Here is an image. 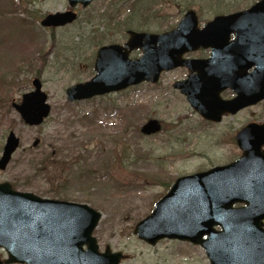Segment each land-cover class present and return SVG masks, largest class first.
Returning <instances> with one entry per match:
<instances>
[{
  "label": "rangeland",
  "instance_id": "obj_1",
  "mask_svg": "<svg viewBox=\"0 0 264 264\" xmlns=\"http://www.w3.org/2000/svg\"><path fill=\"white\" fill-rule=\"evenodd\" d=\"M257 1L94 0L85 8H70L67 0H0V115H8L0 117V155L9 132L20 140L0 171V184L98 212L101 218L92 233L98 251L108 247L122 253L120 264H209L198 246L170 240L149 246L134 228L177 178L235 162L241 155L235 133L251 121L264 124V101L220 124H208L172 89L183 76L176 70L162 73L156 84L79 102L69 103L65 90L93 78L96 50L123 45L127 30L163 33L175 28L187 10L205 24L218 11L245 10ZM65 12L76 15L74 22L40 26L46 15ZM140 56L138 50L129 54ZM34 78L42 84L50 114L41 125L27 127L11 103L31 91ZM152 120L159 123V132L141 134ZM77 154L80 159L71 163ZM39 163L44 173L34 170ZM5 259L0 249V261Z\"/></svg>",
  "mask_w": 264,
  "mask_h": 264
},
{
  "label": "water",
  "instance_id": "obj_2",
  "mask_svg": "<svg viewBox=\"0 0 264 264\" xmlns=\"http://www.w3.org/2000/svg\"><path fill=\"white\" fill-rule=\"evenodd\" d=\"M92 1L67 0L70 8H85ZM75 18L71 12L47 15L40 25L62 27ZM196 25V15L189 10L172 31L158 35L128 31L123 46L100 47L94 60L95 76L67 88V101L105 96L144 82L155 84L162 72L180 66L195 70V61L181 60L182 54L207 47L219 52L223 39L216 36L229 32H234L236 39L227 53L235 52L249 63L244 66L245 75L226 78V63L215 61L226 51L213 53L211 61L197 63L202 69L207 65L217 69L209 79L217 83L214 90L207 91V81L202 78L199 90L193 93L191 77L173 84V88L179 89L204 119L213 122L225 113L234 114L264 100V0L243 12L216 17L202 31L194 30ZM134 50H140L141 57L129 59ZM252 66L254 70L246 75ZM31 86L32 91L23 94L20 103L12 101V108L24 125L35 127L48 117L50 107L41 82L33 79ZM228 86L236 97L221 101L218 93ZM159 130V123L152 120L140 133L149 136ZM235 140L242 151L237 161L177 178L153 212L135 226L134 235L149 246L164 239L198 245L209 264H264V124L247 125ZM37 144L35 141L32 146ZM18 147L19 139L9 132L0 156V171L5 170ZM234 204L244 206L234 208ZM100 218L86 205L40 199L1 183L0 249L7 259L0 264H119L123 254L112 253L108 247L100 253L92 237Z\"/></svg>",
  "mask_w": 264,
  "mask_h": 264
},
{
  "label": "flooded vegetation",
  "instance_id": "obj_3",
  "mask_svg": "<svg viewBox=\"0 0 264 264\" xmlns=\"http://www.w3.org/2000/svg\"><path fill=\"white\" fill-rule=\"evenodd\" d=\"M221 11H227L226 7L223 10H221ZM238 11H242V10H237V11H233V12H231V11L230 12H220V11H218V12H216L214 14V16L212 18H214L216 16H220V15H228V14H231V13H234V12H238ZM197 18H198V15H197ZM203 28H204V24H201V22H199V18H198V25L194 27V30L202 31ZM216 38L223 39L222 44H221L223 47H222L221 51L214 52L211 47H207V48H197L196 50H192L190 52H186V53H184L182 55V58L185 59V60H194L195 64L197 65L195 67V70H191L190 71V70H188L185 67H179V68L175 69L176 71H181L183 73V76L181 77L180 81L186 80V78L191 77V81H190L191 85H190V87H191V91L193 93H196V91L199 90V88H200V83L199 82H200V80L202 78H205L206 81H207V91H209L208 89L214 90L217 87V83H213L212 81L209 80L212 77V71H217V69L213 70V68L209 67L208 65L204 69H202L199 66V64L197 63V62L211 61L213 53L220 54V53L226 51L223 58H216L215 59L216 62L222 61V62L226 63V65H227V67H226V71H227L226 78L234 79V78H239V77L245 75L244 66L248 65L249 63H247V61L245 63L244 59H241L240 57H237V54L235 52L227 53V51H228L227 48L229 47L230 44H232L235 41L236 34L234 32H229V33H226L224 36L223 35H221V36L217 35ZM225 45H226V47H225ZM201 70H203V71H201ZM253 70H254V66H252L251 68H249L246 71V75L251 74ZM232 83H234V82L232 81ZM218 88L221 89L220 85L218 86ZM174 91H177V90H174ZM177 92L180 94L179 91H177ZM235 96H236L235 92L229 86L224 88L223 90H220V92L218 93V97H219V99L221 101L232 100L233 98H235ZM258 104H260V103H258ZM258 104L250 106V107H247V108L240 109L234 114H229V113L223 114L222 116H220V120L217 121V122H212V121H208V120H204V121H206V123H208V124H220L225 118H229V117L233 118V117L237 116L238 114L243 113L245 110H249V109H251L253 107H256ZM251 122H249V124ZM235 139H236V133H235V136H234V139H233L235 141V143H236Z\"/></svg>",
  "mask_w": 264,
  "mask_h": 264
},
{
  "label": "trees",
  "instance_id": "obj_4",
  "mask_svg": "<svg viewBox=\"0 0 264 264\" xmlns=\"http://www.w3.org/2000/svg\"><path fill=\"white\" fill-rule=\"evenodd\" d=\"M25 23V22H24ZM2 76L0 75V78H1ZM5 113V116L3 117V115H0V117H3V118H8V115H7V112H4ZM78 144H80L79 142H77ZM79 146H81V144L79 145ZM80 159V156H79V154H77V155H74V156H72V158L70 159L71 161V163H75V162H77L78 160ZM63 162H65V160H63ZM34 166V165H33ZM33 166H32V168H33ZM42 168H46L45 166H43L42 165V163H39L38 165H36V167L34 168V170L35 171H38V172H43L44 173V171L42 170Z\"/></svg>",
  "mask_w": 264,
  "mask_h": 264
}]
</instances>
